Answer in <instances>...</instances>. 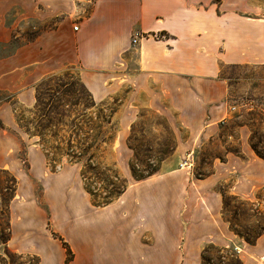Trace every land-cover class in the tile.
<instances>
[{"label":"crops","instance_id":"1","mask_svg":"<svg viewBox=\"0 0 264 264\" xmlns=\"http://www.w3.org/2000/svg\"><path fill=\"white\" fill-rule=\"evenodd\" d=\"M0 48L8 50L0 56V168L27 178L19 158L26 142L28 170L50 179L47 210L36 199H11V250L38 264H202L213 244L235 247L242 264H264V231L252 244L240 239L217 188L236 175L231 193L259 200L264 159L250 145L248 124L236 129L240 152L215 160L209 176L169 168L128 180L119 198L96 207L80 165H68L77 172L73 186L65 171L47 173L38 137L17 118L36 104L42 80L72 68L98 104L128 89L114 112L121 151L131 156L125 140L146 108L167 120L176 144L170 158L183 159L236 109L223 70L264 67V0H0Z\"/></svg>","mask_w":264,"mask_h":264},{"label":"rangeland","instance_id":"2","mask_svg":"<svg viewBox=\"0 0 264 264\" xmlns=\"http://www.w3.org/2000/svg\"><path fill=\"white\" fill-rule=\"evenodd\" d=\"M38 30L39 28L32 29L27 37L31 38ZM7 51L0 48V56L7 53ZM223 73L230 78L229 97L236 109L233 110L229 122L221 125L222 127L215 138L204 141L193 151V165L189 169L193 179L209 176L214 170V161L224 158V155L229 151L240 152L239 135L236 131L240 124L249 125L251 130L250 139L253 138L254 143L258 145V149L264 155V67H226ZM61 78L63 82L69 83L71 101L77 102L76 105L70 104L69 106L72 115L74 114L73 117L79 114H83L85 117L88 116L93 110L88 108L90 107V100L86 97V93L78 82L77 71L66 69ZM127 92L128 89H123L112 99L106 106V113L109 114L112 109H118L121 103L127 99ZM18 115H22V110L21 112L18 110ZM25 115L31 117L30 113L26 112ZM109 127L112 128L113 135H117V123L113 122L108 125ZM68 130V126H63L59 134L60 137L50 140L47 145L54 147L56 143L58 145V143L64 141L62 134L68 135ZM11 132L15 133L14 130ZM48 135H51L50 131ZM46 139H48V136ZM115 141L116 138L106 150L107 159L109 162L116 160L120 171L127 176L129 181H133L134 177L132 172L130 174L125 171V167L131 170V165L145 174L156 170L153 176L169 168H182L181 162L183 159L170 158L176 144L169 123L163 116L149 109H140L138 118L131 125L129 136L125 140L124 147L125 149L129 148L131 156L125 154L123 150L121 151L120 142L115 143ZM27 146L26 142H21L19 152V158L23 161L27 178L23 175L22 177H16L13 172L0 168V264L37 263V258L34 255L17 253L8 246L10 202L15 195H18V198L24 202L28 198L36 199L40 206L47 210L45 193L48 192L50 179L48 174L43 176V173L39 172L37 176H33L28 170ZM69 164L63 161L62 164L55 165L56 167L53 169L48 164L47 173L65 171L64 173L69 177V185L73 186L72 180L75 177L77 178V172L69 168ZM235 176L231 175L221 182L217 188L223 192V217L231 221L228 223L235 234L246 241L245 237L253 239L260 232H263L264 189L258 190V201L238 197L232 194L230 189ZM204 254L209 261L207 264H228L229 260L232 259V254L238 255V251L235 247L220 248L216 246V248L208 249Z\"/></svg>","mask_w":264,"mask_h":264},{"label":"trees","instance_id":"3","mask_svg":"<svg viewBox=\"0 0 264 264\" xmlns=\"http://www.w3.org/2000/svg\"><path fill=\"white\" fill-rule=\"evenodd\" d=\"M64 71L42 80L37 85L36 104L26 111L31 114V117L26 116V112H24L20 116L17 115V118L21 127L29 136L38 137L37 142L41 145L47 163L52 169L62 164L63 161L70 164H79L83 187L90 195L93 205L96 207L106 206L119 198L129 184L128 179L120 172L116 161L109 162L106 156L109 144L112 141L114 142L116 138V135H113L111 131L113 126L111 125L112 128H108L109 124L117 123L114 118L115 109H112L109 114L106 113V105L96 103L77 76L82 90L90 100V107L88 108L93 111L86 117L83 114L73 117L74 114L72 115L69 106L70 104L76 105L77 102L71 101L69 83L62 81L61 77ZM63 126L69 127L68 135L62 134L64 141L58 143V145L56 143L54 147L48 146L50 140L60 137L59 134ZM49 131L51 135H48ZM47 136L48 139H46ZM250 145L255 153L264 159V155L258 149V145L254 143L252 137ZM131 172L135 180H143L153 176L156 170L145 174L131 165ZM227 221L231 222L230 220ZM261 233L253 239L245 237L246 242L254 243ZM60 239L67 248L68 262L71 259V251L67 243L62 238ZM213 248H216L213 244L205 247L202 254V264L209 262L204 253ZM231 258L228 264H242L238 255L232 254ZM36 264H38V260Z\"/></svg>","mask_w":264,"mask_h":264},{"label":"built area","instance_id":"4","mask_svg":"<svg viewBox=\"0 0 264 264\" xmlns=\"http://www.w3.org/2000/svg\"><path fill=\"white\" fill-rule=\"evenodd\" d=\"M77 28V27H75ZM136 38H138V35L136 36ZM134 39L133 41L136 42L137 39ZM193 165V157H192V153H188L182 160L181 162V167L182 168H187L190 169Z\"/></svg>","mask_w":264,"mask_h":264}]
</instances>
